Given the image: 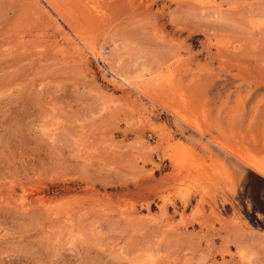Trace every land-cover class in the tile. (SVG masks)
Wrapping results in <instances>:
<instances>
[{
    "label": "rangeland",
    "instance_id": "obj_1",
    "mask_svg": "<svg viewBox=\"0 0 264 264\" xmlns=\"http://www.w3.org/2000/svg\"><path fill=\"white\" fill-rule=\"evenodd\" d=\"M249 159L264 0H0V264H264Z\"/></svg>",
    "mask_w": 264,
    "mask_h": 264
},
{
    "label": "bare ground",
    "instance_id": "obj_2",
    "mask_svg": "<svg viewBox=\"0 0 264 264\" xmlns=\"http://www.w3.org/2000/svg\"><path fill=\"white\" fill-rule=\"evenodd\" d=\"M39 6V5H38ZM93 14V13H92ZM93 17V16H92ZM92 49V48H91ZM129 82V81H128ZM171 102V100H170ZM179 111H181L179 109ZM180 113V112H179ZM194 126V125H193ZM219 146H221L220 144H218ZM223 146V145H222ZM221 146V147H222ZM231 150V149H230ZM229 152V151H228ZM232 154V153H231ZM235 154V153H233ZM237 157V156H236ZM240 158V157H239ZM241 159V158H240ZM245 161V160H244ZM247 165L253 169L254 171H256L258 174H260L261 176L264 177V161H258V160H254V159H249L246 161Z\"/></svg>",
    "mask_w": 264,
    "mask_h": 264
}]
</instances>
